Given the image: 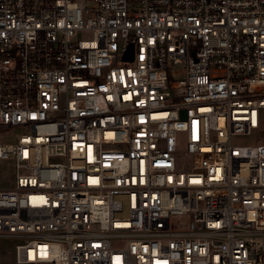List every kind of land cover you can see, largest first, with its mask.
<instances>
[{"label":"built area","instance_id":"2783aa9c","mask_svg":"<svg viewBox=\"0 0 264 264\" xmlns=\"http://www.w3.org/2000/svg\"><path fill=\"white\" fill-rule=\"evenodd\" d=\"M262 109L264 0H0V237L17 264H264Z\"/></svg>","mask_w":264,"mask_h":264},{"label":"rangeland","instance_id":"374dc122","mask_svg":"<svg viewBox=\"0 0 264 264\" xmlns=\"http://www.w3.org/2000/svg\"><path fill=\"white\" fill-rule=\"evenodd\" d=\"M77 38H89V34L79 33ZM260 116L262 118L264 127V109L260 110ZM20 135L19 131H11L9 133H3L0 135V145L13 144L16 143ZM259 132L252 133L249 136L237 137L233 139V144L238 146H255L260 143L257 142V137ZM184 139L182 143H184ZM183 152H179L176 157L180 163L186 162L188 157L183 155ZM51 161H55L51 159ZM0 177H2L0 182V187H5L11 185L14 179V173L10 168L5 170H0ZM171 228L174 229L179 225H187L188 217L186 216H173L170 220ZM22 242L18 239L0 237V264H17L15 259V247ZM113 244H118L120 241H113Z\"/></svg>","mask_w":264,"mask_h":264},{"label":"water","instance_id":"95a60500","mask_svg":"<svg viewBox=\"0 0 264 264\" xmlns=\"http://www.w3.org/2000/svg\"><path fill=\"white\" fill-rule=\"evenodd\" d=\"M133 58V45H129L126 53L124 54L123 61H132Z\"/></svg>","mask_w":264,"mask_h":264}]
</instances>
